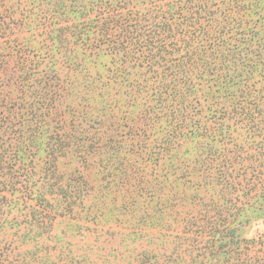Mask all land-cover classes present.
Returning a JSON list of instances; mask_svg holds the SVG:
<instances>
[{"label": "trees", "instance_id": "1", "mask_svg": "<svg viewBox=\"0 0 264 264\" xmlns=\"http://www.w3.org/2000/svg\"><path fill=\"white\" fill-rule=\"evenodd\" d=\"M80 1L59 5L63 12L46 24L41 19L54 6L43 9V1L34 0L22 9L20 34L6 33L0 20V177L18 176L25 159L26 191L44 198L55 184L49 168L42 186L32 182L37 151L56 168L73 148L86 162L90 153L106 148L113 158L127 146L133 166L139 164L132 173L139 180L133 189L140 192L141 182L148 184L154 167L177 147L206 149L212 143L220 149L202 170L209 201L204 215L236 193L260 210L264 0ZM100 56L107 62L97 65ZM0 182L5 191L16 184ZM197 218L186 215L180 222ZM218 227L203 233L221 244L209 264L247 263L263 245L264 235L233 240L231 222L221 219ZM247 248L248 258L241 259Z\"/></svg>", "mask_w": 264, "mask_h": 264}, {"label": "rangeland", "instance_id": "2", "mask_svg": "<svg viewBox=\"0 0 264 264\" xmlns=\"http://www.w3.org/2000/svg\"><path fill=\"white\" fill-rule=\"evenodd\" d=\"M33 1L0 0V20L8 26L6 33L25 32L22 9ZM38 1H43V9L46 4L54 6V12L41 19L46 24L63 12L59 5L81 2ZM35 13L37 18L41 16V12ZM18 21L22 23L19 26ZM40 23L36 24L38 34ZM95 62L105 64L107 58L100 56ZM208 146L187 151L177 147L170 158L154 167L148 184L141 182V191L149 195L133 189L139 180L132 170L137 171L139 164L133 166L127 146L113 158V150L106 148L101 155L90 153L86 162L76 157L79 153L73 148L59 157L56 168L47 163L44 152L37 151L32 182L42 186V181H47V176L42 180L43 174L49 168L50 182L55 185L45 189L44 198L29 195L25 159L18 176L0 177L1 181L16 183L13 190L5 191L0 182V264H209L221 244L213 243L203 233L220 231L219 220L231 222L237 229L233 240L237 236L250 239L264 235V218H257L264 213V206L257 211L259 206L249 197L231 194L220 209L204 215L209 201L205 197L208 190L201 188L202 170L208 165L206 159H214L220 149L212 143ZM114 148V152L119 151ZM186 215L198 218L194 224L190 220L185 225L180 219ZM262 244L255 249L259 252L250 258V264H264V240ZM248 248L241 250V259L248 258ZM248 262L231 260L229 264Z\"/></svg>", "mask_w": 264, "mask_h": 264}]
</instances>
